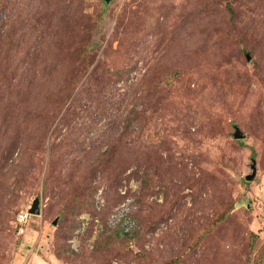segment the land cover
<instances>
[{
  "label": "rangeland",
  "instance_id": "374dc122",
  "mask_svg": "<svg viewBox=\"0 0 264 264\" xmlns=\"http://www.w3.org/2000/svg\"><path fill=\"white\" fill-rule=\"evenodd\" d=\"M0 264H264V0H0Z\"/></svg>",
  "mask_w": 264,
  "mask_h": 264
},
{
  "label": "water",
  "instance_id": "95a60500",
  "mask_svg": "<svg viewBox=\"0 0 264 264\" xmlns=\"http://www.w3.org/2000/svg\"><path fill=\"white\" fill-rule=\"evenodd\" d=\"M108 1V0H106ZM250 57V56H249ZM236 137H242L243 134L239 131V129L237 128V132L235 133ZM256 173V168L255 165H253V172L251 174L248 175L249 179L254 178V175ZM29 212L33 215H39L41 213V199L40 197H36L31 206L29 207ZM57 221H54V223H56Z\"/></svg>",
  "mask_w": 264,
  "mask_h": 264
},
{
  "label": "built area",
  "instance_id": "2783aa9c",
  "mask_svg": "<svg viewBox=\"0 0 264 264\" xmlns=\"http://www.w3.org/2000/svg\"><path fill=\"white\" fill-rule=\"evenodd\" d=\"M31 216L32 214L29 212V207L20 211V213L18 214L15 220L16 226L18 227L19 232L25 231L27 223ZM130 223H133V221Z\"/></svg>",
  "mask_w": 264,
  "mask_h": 264
}]
</instances>
